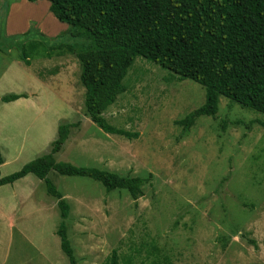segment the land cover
Listing matches in <instances>:
<instances>
[{"label": "rangeland", "instance_id": "rangeland-1", "mask_svg": "<svg viewBox=\"0 0 264 264\" xmlns=\"http://www.w3.org/2000/svg\"><path fill=\"white\" fill-rule=\"evenodd\" d=\"M13 1L0 0V63L17 60L20 44L40 43L39 27L52 43L70 45L58 53L78 51L77 44L87 43L82 38L75 44L69 27L52 16L46 0L19 15L23 21L29 16L38 20L28 37L6 38L7 10ZM140 62L146 63L137 58L131 71ZM141 71L124 81L130 89L124 104L139 120L134 122L137 139L90 140L93 126L99 129L84 120L83 112L69 117L70 109L53 95L44 98L40 117L24 124L30 127L22 135V148L2 149L0 144L7 160L1 177L48 155L59 127L75 123L71 141L55 156L58 163L130 178L152 176L135 201L126 191L107 192L88 178L50 173L48 178L71 207L67 228L77 264H112L114 255L116 264H264V115L243 109L248 114L231 113L227 116L232 120H220L222 103L229 101L221 98L217 118H212L221 123L220 132L204 126L211 118H201L194 135L191 130L181 138L183 130L171 118L183 119L201 108L205 90L188 80L169 83L170 73L164 75L151 63ZM173 82L176 86L170 85ZM154 117L155 134L149 123ZM146 147L148 158H143ZM60 224L57 201L35 176L1 187L0 264H69L56 235Z\"/></svg>", "mask_w": 264, "mask_h": 264}, {"label": "trees", "instance_id": "trees-1", "mask_svg": "<svg viewBox=\"0 0 264 264\" xmlns=\"http://www.w3.org/2000/svg\"><path fill=\"white\" fill-rule=\"evenodd\" d=\"M46 1L51 3V14L69 27L75 44L82 38L87 43L77 44L78 51L58 53L70 45L62 41L57 45L40 33V43L19 45V59L30 66L37 59L76 56L82 64L87 115L103 131L128 140L139 137L137 133L111 127L102 117L126 92L122 83L137 56L168 70L169 83L190 80L205 89V105L175 122L183 129L181 138L190 134L200 117L217 118L220 97L264 115V0ZM31 29L23 37H28ZM19 99L8 96L0 101L10 103ZM77 126L61 125L48 155L8 177L2 178L0 174V188L29 175L45 184L48 195L57 201L61 224L56 235L69 264H77L67 228L71 207L48 178L50 173L88 178L102 184L107 192L126 191L135 201L143 196L142 189L152 178H130L109 170L58 163L55 156L68 141L71 129ZM112 264H116V255Z\"/></svg>", "mask_w": 264, "mask_h": 264}, {"label": "crops", "instance_id": "crops-1", "mask_svg": "<svg viewBox=\"0 0 264 264\" xmlns=\"http://www.w3.org/2000/svg\"><path fill=\"white\" fill-rule=\"evenodd\" d=\"M33 4H37V2L29 3L27 0H14L12 2V4L8 9L7 18H6V25H5L6 38L22 36L26 34L32 28L33 25L37 26L38 20H36L37 22L35 23L34 20L30 19V17L32 16L23 17L24 21L19 17L22 10H24L25 8L35 6ZM46 7L50 9L51 3L46 1ZM53 17L50 18L54 20L55 17L54 18ZM39 23L43 25V21H40ZM38 30H40V32L45 35V33L42 31L40 27L38 28ZM52 38H56V37H52ZM137 58H141L145 60L146 63L145 62L138 63L136 68L133 71H131ZM136 59L133 65L128 70L127 76L124 78L122 83L123 86L126 88V92L120 95L118 97V100L115 102V104L110 106L102 114V117L108 123V125H110L111 127L117 130L124 131L127 133L138 132V128L136 127V125H134V122H138L139 120L133 117L132 111L128 110L124 104L123 98L127 97L130 91L127 83L125 84L124 81L125 80L129 81L131 74H135V77L137 74L138 75L142 74L141 70L144 64L151 63L156 65L155 63L141 56H137ZM3 62L0 63V99L8 96H18L20 97V99L10 103H3L2 101H0V144L3 145L1 146L2 149L22 148L19 147V144H22V135L27 130V128L30 127L28 126L24 128V124L31 121L34 122L35 117H40V115L38 114H40L41 111H43L42 102L44 98H46L47 100H51L53 98V95L58 100H60L67 109H70L71 114H68L69 117H71L73 114H77V112L78 113L83 112L86 114L84 120H86L87 123L89 122L90 118L87 115L86 106H85L86 90L81 83L82 64L76 58V56L66 54L63 56L53 57L51 59H37L31 61L30 66L25 65V63L22 62L19 59V57L17 60L13 59L8 62H4V63ZM156 66L159 68V70L165 71L164 75L168 74L169 72L168 70L160 67L159 65ZM132 77L134 76L132 75L131 78ZM56 81H61V82L58 83ZM170 85L176 86V82H173ZM221 98H225V97H220V99ZM220 99H219V106H220ZM205 103H206V91H205ZM234 104L236 103L232 102L231 100L222 103V108L219 117L220 120H229L228 118L230 117L227 115L231 113H234L236 116H243L240 114H244V115L248 114V112L243 111V109L246 108L240 106L239 104H236L240 107L238 108ZM75 106L79 107V109L81 110L78 109L77 111ZM223 113L225 114L224 117L222 116ZM253 115H255L257 118H260V116L256 114ZM181 118H182L181 116L177 115L176 118H171V122L180 121L184 119ZM201 118H211V117L204 116V117H200L199 119ZM156 119L157 118L154 117V119L150 120L149 122L150 127H152L151 131L154 134L156 133V129H154L156 126ZM230 119L232 120V118ZM67 124L76 125L75 123H67ZM83 124L84 122L82 123V125ZM89 124L91 123L89 122ZM203 124L205 127L214 131L216 134H218L217 132H220V130L222 129L221 123L213 121L212 118L208 120H204ZM94 125L99 129V131L96 130L95 127L92 125L95 132L92 135H88L90 137L89 138L90 140L98 139L99 138L98 136H102L103 138V139L101 138L102 140L98 139V143L99 142L103 143L105 137L119 141L120 140L126 141L127 139L123 136L107 133L103 131L100 127H98L96 124ZM75 128L71 129L70 136L68 138V140L70 139V141L72 139L71 138L72 131ZM178 129L183 130L182 127L180 126H178ZM198 129L199 127L197 126V123H195L194 126L191 128L192 136ZM200 129L202 130V128ZM88 136H86V140H88ZM190 139L191 138L189 137V139H187L185 142H188ZM15 142H17L16 145ZM148 145H149L148 146L149 151L153 150L151 148V144ZM142 150L143 151L141 152V154L143 155V158H148L146 155L148 152V148L146 147L145 149ZM224 161H226V158L224 159ZM5 165H7V160L3 159V165L0 166V170Z\"/></svg>", "mask_w": 264, "mask_h": 264}]
</instances>
